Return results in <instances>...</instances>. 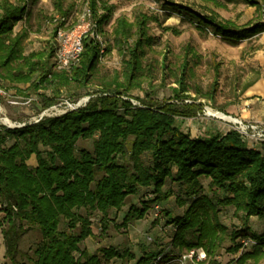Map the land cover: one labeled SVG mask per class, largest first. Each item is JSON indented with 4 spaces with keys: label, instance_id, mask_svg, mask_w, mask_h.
I'll list each match as a JSON object with an SVG mask.
<instances>
[{
    "label": "trees",
    "instance_id": "16d2710c",
    "mask_svg": "<svg viewBox=\"0 0 264 264\" xmlns=\"http://www.w3.org/2000/svg\"><path fill=\"white\" fill-rule=\"evenodd\" d=\"M155 1L161 3L166 18L179 14L199 30L210 28L231 44L264 33V21L239 26L219 19L216 13L203 14L173 0ZM245 1L262 9L257 0ZM88 2L104 34L116 5L110 0ZM54 8L67 21L74 5L65 7L64 0H54ZM27 16L28 0H0V77L35 89L51 86L55 96L44 98V106L50 107L63 88L91 83L102 60L100 45L87 38L80 62L70 70H59L56 39L48 52L25 53L28 30L15 32V27ZM158 20L146 12L137 13L134 21L125 15L116 19L113 35L115 46L124 54L122 68L100 83L85 106L22 127L0 124V204L8 221L3 229L5 258L11 264H28L25 256L32 264H114L116 258L135 259L134 253L113 246L94 253L82 248L94 235L92 216L102 214L105 231L111 211L122 210L128 197L136 196L141 188L155 194V201L170 198L173 191L164 189L168 180L183 185L187 196V201L181 200V205L188 204L184 214L170 216L176 227L172 245L180 253L203 248L214 258L227 239L233 243L229 250L237 253L241 249L238 240L253 236L257 244L252 251L242 252L238 264L249 259L258 263L264 256V233L230 230L219 215L220 207H232L245 221L252 216L264 219V141L254 147L235 129L205 130L196 138L184 130L178 118L196 117L202 111L201 104L185 102L191 98L189 60L177 80L179 87L173 88L174 97L154 102L133 95L135 90H143L144 57L156 44L149 23ZM65 21L53 29L54 38ZM162 67L167 69L166 56ZM252 84L247 83L243 90ZM88 138H95L94 151H78V141ZM147 153L152 156L150 163L144 160ZM32 155L37 159L34 167L28 163ZM204 178L209 179L210 193L205 192ZM149 208L146 201L142 206L131 205L123 224L144 219ZM32 229H38L42 237L34 257L19 247L22 235ZM161 252L143 255L137 264H152L150 260Z\"/></svg>",
    "mask_w": 264,
    "mask_h": 264
},
{
    "label": "rangeland",
    "instance_id": "374dc122",
    "mask_svg": "<svg viewBox=\"0 0 264 264\" xmlns=\"http://www.w3.org/2000/svg\"><path fill=\"white\" fill-rule=\"evenodd\" d=\"M173 1L203 14L216 13L219 19L232 21L239 26L264 21V0H257L262 5V9H258L256 5H251L245 0ZM110 3L116 7L113 17L104 26V37L106 47H111V50L105 52L91 83L87 87L72 84L70 88H63L56 103L45 107L44 98L55 96L51 86L35 89L30 87V84L11 82L0 77V85L6 91L0 97V124L11 128L22 127L25 126L24 124L35 122L41 115L44 117L62 115L71 110L72 105H77L87 96L92 97V93L100 88L101 82L112 78L114 73L122 68L124 54L115 46L113 35L116 19L125 15L134 21L137 13L146 12L159 19L149 23V33L156 37V44L153 48L147 49L144 57L146 74L143 90H135L133 95L154 102H163L174 97L173 88L179 87L177 80L181 76L184 62L189 60L187 84L191 98L186 99L185 102L201 104L202 111L198 112L196 117L178 118L179 123L189 133L196 128L200 130V133L205 130H237L238 125L235 122L212 116L209 113L218 111L229 115L226 113L227 109L241 104L240 96L245 85L264 74V68L260 65L264 60V34L251 40H242L238 44H231L219 35L213 34L210 28L206 32L199 30L194 23L187 18L183 19L179 14H173L166 18V12L161 3L155 0H110ZM88 4V0H64L65 7L74 5L73 13L68 20L69 26L76 22L78 15ZM61 18L54 8V0H28L27 19L20 21L15 27V32L23 28L28 30L29 36L25 41V53L48 52L49 46L55 44L53 29L59 22L56 19ZM190 49L194 53H188ZM165 56L167 69L164 70L162 63ZM216 72H219V76ZM260 97L264 98V95ZM134 101L139 103L137 99ZM233 118L242 119L240 117ZM256 123L259 124V128L251 132L248 131L253 138L248 140L244 136L242 137L250 145L260 147L263 141L264 123ZM239 130L242 129L239 128ZM131 142L132 140L129 141L128 148H130ZM94 148L95 138L80 139L77 143L78 151L87 149L93 152ZM129 156L128 154L125 160ZM151 157V153L145 154V162L150 163ZM28 163L30 166H36V156L32 155ZM202 181L205 192L210 193L208 192L209 179L204 178ZM168 187L173 191V195L167 200L155 201V194L148 192L147 188H141L136 196H129L122 210L111 211L105 231L102 230V214L96 212L91 219L94 235L87 238L81 247L94 253L104 247L113 246L120 251L126 250L136 255L135 259L122 260V262L114 259V264H137L139 257L150 252L163 251L168 254V257L179 254V250L172 245L176 228L170 222V216L176 217L184 214L188 204L181 205V200L187 201V196L183 185L179 183L168 180L164 189H169ZM150 199L153 200L149 201ZM144 201L150 204L146 217L133 220L127 225L123 224L124 217L131 205L142 206ZM83 213L85 214V210ZM219 215L221 222L230 230L247 229L250 235H263L264 233V219L257 216H252L248 221H245L235 214L232 207H220ZM0 227L1 229L8 227L5 212L1 207ZM244 238L238 240L240 245ZM249 238L253 242L245 248L241 246L237 253L229 250L233 243L227 239L214 258H210L203 248L192 250L206 254V258L200 264H238L242 252L252 251L257 244V240L253 236H249ZM41 240L40 231L32 229L22 235L19 247L22 252L34 257V251ZM185 252L187 251L181 253ZM23 259L28 264H32L28 257L25 256ZM150 262L152 263L153 260ZM0 264H11V262L0 256ZM246 264H264V256L258 263L249 259Z\"/></svg>",
    "mask_w": 264,
    "mask_h": 264
},
{
    "label": "built area",
    "instance_id": "2783aa9c",
    "mask_svg": "<svg viewBox=\"0 0 264 264\" xmlns=\"http://www.w3.org/2000/svg\"><path fill=\"white\" fill-rule=\"evenodd\" d=\"M61 20L65 21L64 18L56 19V21ZM87 38H92L99 43L100 56L102 59L106 52V40L104 34L99 31L98 23L93 17V13L89 4L86 5L83 11L78 15V18L73 25L69 26L67 20L65 21V24L63 26H59L56 30L55 39L57 48L55 53V62L56 67L59 70H70L74 65H77L80 62L84 50V42ZM5 92V89L0 85V97ZM90 98L91 96H87L77 105H72L71 110H75L85 106L89 102ZM132 101L134 104H139L134 101V99H132ZM209 114L212 116H217L214 113ZM43 117L44 115H41L40 118L35 122H38ZM235 119L236 121L234 122L238 125V128L236 129L240 133L242 132V136H244V138H247L248 140L250 138H253L249 135V132L257 130L259 128V124L256 122H244V120L238 118ZM239 128L242 130H239ZM262 137L264 141V133L262 134ZM251 242H253L251 239L244 238L241 241V246L245 248L250 245ZM205 258V253H198L195 250H190L185 253H179L170 257H168L166 253L162 251L155 257L152 264H200V262Z\"/></svg>",
    "mask_w": 264,
    "mask_h": 264
},
{
    "label": "crops",
    "instance_id": "0c3cea01",
    "mask_svg": "<svg viewBox=\"0 0 264 264\" xmlns=\"http://www.w3.org/2000/svg\"><path fill=\"white\" fill-rule=\"evenodd\" d=\"M260 65L264 68V60L261 61ZM262 95H264V74L253 81V84L248 89L243 90V93L240 96V99L242 100L241 104L239 106H235L234 108L232 107L233 109H227L226 113L230 116L240 117L244 120L264 123V98L260 97ZM199 133L200 130L196 128L195 130L193 129L190 134L193 138H196L200 135ZM5 252L6 247L3 229L0 227V256L4 260H6ZM141 257H139V259ZM116 259L122 262V259Z\"/></svg>",
    "mask_w": 264,
    "mask_h": 264
},
{
    "label": "bare ground",
    "instance_id": "6f19581e",
    "mask_svg": "<svg viewBox=\"0 0 264 264\" xmlns=\"http://www.w3.org/2000/svg\"><path fill=\"white\" fill-rule=\"evenodd\" d=\"M210 113H212V112H210ZM215 115H217V116H219V117H221V118H223V119H226V120H229V121H236V119L235 118H233V117H231V116H229V115H226V114H224V113H222V112H217V111H215V112H213ZM7 121H9V120H7ZM10 122V121H9Z\"/></svg>",
    "mask_w": 264,
    "mask_h": 264
}]
</instances>
